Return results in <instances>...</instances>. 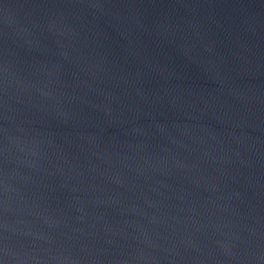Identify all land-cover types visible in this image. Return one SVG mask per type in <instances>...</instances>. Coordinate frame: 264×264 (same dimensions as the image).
<instances>
[{"label": "water", "instance_id": "obj_1", "mask_svg": "<svg viewBox=\"0 0 264 264\" xmlns=\"http://www.w3.org/2000/svg\"><path fill=\"white\" fill-rule=\"evenodd\" d=\"M0 264H264V0H0Z\"/></svg>", "mask_w": 264, "mask_h": 264}]
</instances>
